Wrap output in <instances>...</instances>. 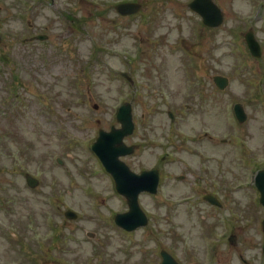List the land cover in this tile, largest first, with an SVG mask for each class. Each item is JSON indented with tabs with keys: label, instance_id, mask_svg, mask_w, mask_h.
Instances as JSON below:
<instances>
[{
	"label": "rangeland",
	"instance_id": "1",
	"mask_svg": "<svg viewBox=\"0 0 264 264\" xmlns=\"http://www.w3.org/2000/svg\"><path fill=\"white\" fill-rule=\"evenodd\" d=\"M121 1L140 2L143 9L121 17L114 9ZM190 1L0 0V264H158L162 248L181 264H202L217 236L202 235V215L224 233L218 264H243L232 259L235 252L227 258L228 219L240 226L232 232L243 259L264 264L263 209L253 204L251 191L233 184L235 171L245 175L247 167L231 161L220 175L226 162L215 157L212 171L200 174L182 141L195 129L203 134L208 124L219 146L202 145L203 156L235 153L243 138L250 154L260 140L264 159V0H214L225 13L217 29L202 24ZM69 13L81 20L72 22ZM249 30L261 42V59L249 54ZM40 34L49 39L30 40ZM216 75L230 78L224 91L214 85ZM128 100L139 128L130 141L142 145L124 161L140 172L153 167L159 153H172L159 195L143 199L150 224L132 236L114 225L113 215L126 207L111 196L112 178L98 172L101 164L87 149L100 129L118 125V107ZM232 101L243 103L250 117L235 131L225 121ZM182 157L187 169L176 162ZM26 174L40 181L36 189L28 188ZM205 190L222 197L226 208L212 211L200 196ZM68 209L77 220L65 218Z\"/></svg>",
	"mask_w": 264,
	"mask_h": 264
},
{
	"label": "water",
	"instance_id": "2",
	"mask_svg": "<svg viewBox=\"0 0 264 264\" xmlns=\"http://www.w3.org/2000/svg\"><path fill=\"white\" fill-rule=\"evenodd\" d=\"M194 10H196L204 19V22L212 27L219 26L224 19V15L222 11L212 2V0H195L193 3L190 5ZM141 6L139 4L135 3H129V4H122L118 6V9L120 13L122 14H131L137 12ZM247 41L248 45L253 52V54H257L258 51V44L254 38V35L252 32L247 34ZM216 83L221 87L224 88L227 81L221 77H216L215 78ZM119 119L123 122L124 124V130L120 132H113L110 134H104L99 140V142L95 145L94 149L96 152L102 157L103 161L106 163L108 169L112 172L113 171V166L116 167L113 161L116 162L117 154L123 152L121 149H118V151H114L115 149L113 148L114 146L110 144L111 140L114 141H120L124 137L125 133L128 130V109H125L124 111H121L119 114ZM120 175L122 179H119V190L121 192H124L127 194L130 198L131 201V207L132 211L129 214H126L123 217H120L121 219H124V221L128 220V223L131 222L133 216H139V210L137 206V195L138 191L141 189H147L151 190V185L149 183H145V185H129L127 181V176L124 177V173L120 171ZM34 185V183H31Z\"/></svg>",
	"mask_w": 264,
	"mask_h": 264
}]
</instances>
